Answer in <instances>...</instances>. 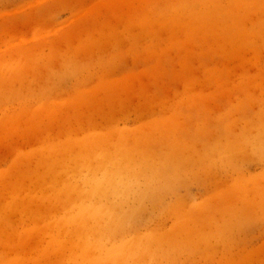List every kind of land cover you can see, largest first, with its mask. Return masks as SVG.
Segmentation results:
<instances>
[{
    "label": "rangeland",
    "instance_id": "obj_1",
    "mask_svg": "<svg viewBox=\"0 0 264 264\" xmlns=\"http://www.w3.org/2000/svg\"><path fill=\"white\" fill-rule=\"evenodd\" d=\"M0 264H264V0H0Z\"/></svg>",
    "mask_w": 264,
    "mask_h": 264
},
{
    "label": "bare ground",
    "instance_id": "obj_2",
    "mask_svg": "<svg viewBox=\"0 0 264 264\" xmlns=\"http://www.w3.org/2000/svg\"><path fill=\"white\" fill-rule=\"evenodd\" d=\"M100 172V171H99ZM103 175V174H102ZM104 176V175H103ZM125 179V178H124ZM112 182V181H111ZM104 186V185H103ZM98 192V191H97ZM96 211V210H95ZM98 212H100V211H98ZM102 212H104V210L103 211H101V214H102ZM106 212V211H105ZM88 213V212H87ZM90 213V212H89ZM106 214V213H105ZM108 214V213H107ZM86 215V214H85ZM89 215V214H88ZM91 215V214H90ZM93 215V214H92ZM100 215V214H99ZM110 215H112V214H110ZM103 216V215H102ZM109 219V218H108ZM109 221V220H108ZM101 240V239H100Z\"/></svg>",
    "mask_w": 264,
    "mask_h": 264
}]
</instances>
